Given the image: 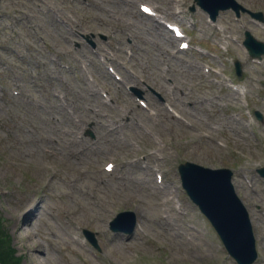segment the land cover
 <instances>
[{"label":"rangeland","instance_id":"obj_1","mask_svg":"<svg viewBox=\"0 0 264 264\" xmlns=\"http://www.w3.org/2000/svg\"><path fill=\"white\" fill-rule=\"evenodd\" d=\"M138 1L0 0V211L16 254L21 264H237L180 185L178 165L191 160L234 170L235 188L254 220L253 264H264V179L256 170L264 166V58L254 62L241 46L246 29L264 41V28L248 14L235 21L231 10L210 23L197 4L190 10L194 0H184V26L192 38L189 51L179 54V40L141 16ZM144 1L171 10L170 0ZM239 1L264 13V0ZM90 33L109 37L96 47L99 53L115 49L120 60L130 58L124 83L146 79L150 105L163 109L157 117L124 85L115 90L106 82L105 75L116 80L91 46L73 48ZM199 45L210 53L200 52ZM213 67L243 85L251 112L261 111L262 120L247 117V108ZM12 88L21 93L14 96ZM107 89L115 109L101 97ZM154 91L194 125L170 115ZM92 115L104 116L81 120ZM92 121L95 138L76 143L79 129ZM155 138L166 143L157 157L150 155ZM121 154L130 158L123 162ZM132 158L138 159L133 165ZM107 160L117 163L114 173L104 170ZM154 167L163 171L162 189L154 186ZM123 210L136 212L132 235L110 228ZM27 211L31 220L18 223ZM76 222L82 223L77 231ZM83 228L94 233L99 249Z\"/></svg>","mask_w":264,"mask_h":264},{"label":"water","instance_id":"obj_2","mask_svg":"<svg viewBox=\"0 0 264 264\" xmlns=\"http://www.w3.org/2000/svg\"><path fill=\"white\" fill-rule=\"evenodd\" d=\"M199 2L213 13H216L219 8L235 6L234 0H199ZM246 43L255 55H259L258 52L264 50V46L260 44V50L255 52L253 45L256 41L250 35ZM184 179L189 192L197 201L198 199L201 201L200 204L203 210L222 232V236L231 252L243 264H249L254 260L256 257L254 239L247 216L243 213L239 202H232L227 206L230 195H234L230 183L227 188V174L200 168L198 174L191 176L184 174ZM221 186H224L225 189L219 188ZM206 190H211L213 193L199 196L201 192ZM247 256L248 258H246Z\"/></svg>","mask_w":264,"mask_h":264},{"label":"trees","instance_id":"obj_3","mask_svg":"<svg viewBox=\"0 0 264 264\" xmlns=\"http://www.w3.org/2000/svg\"><path fill=\"white\" fill-rule=\"evenodd\" d=\"M8 228L0 215V261L2 264H21L20 256L16 255Z\"/></svg>","mask_w":264,"mask_h":264},{"label":"bare ground","instance_id":"obj_4","mask_svg":"<svg viewBox=\"0 0 264 264\" xmlns=\"http://www.w3.org/2000/svg\"><path fill=\"white\" fill-rule=\"evenodd\" d=\"M116 87H118V85H116ZM26 206H28L27 203H26ZM31 218H32L31 212H28V211L27 212H23V214H19L17 216L18 223L23 222L24 224L27 221H30ZM35 248H37V247H35ZM37 249H38V252L41 251V250L45 251V248H43V247H40V248L38 247ZM38 252H37L36 256H38Z\"/></svg>","mask_w":264,"mask_h":264}]
</instances>
